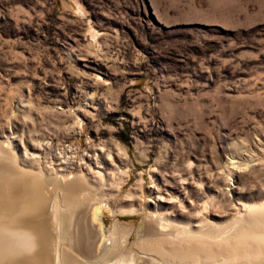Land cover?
Listing matches in <instances>:
<instances>
[{"label":"rangeland","instance_id":"rangeland-1","mask_svg":"<svg viewBox=\"0 0 264 264\" xmlns=\"http://www.w3.org/2000/svg\"><path fill=\"white\" fill-rule=\"evenodd\" d=\"M0 142L19 169L111 154L121 194L143 174L204 183L218 210L222 190L263 201L264 0H0Z\"/></svg>","mask_w":264,"mask_h":264},{"label":"bare ground","instance_id":"bare-ground-1","mask_svg":"<svg viewBox=\"0 0 264 264\" xmlns=\"http://www.w3.org/2000/svg\"><path fill=\"white\" fill-rule=\"evenodd\" d=\"M37 153L23 156L37 170L19 169L0 155V264L264 262V200L233 202L235 189L222 190L229 202L218 210L204 183L196 189L188 178L151 176L147 186L143 174L121 194L131 171L111 154L106 162L98 155L78 162L72 174L71 158L54 163ZM46 184L57 187L52 197ZM105 211L114 219L109 228ZM138 213L145 230L130 243L135 226L120 216Z\"/></svg>","mask_w":264,"mask_h":264}]
</instances>
